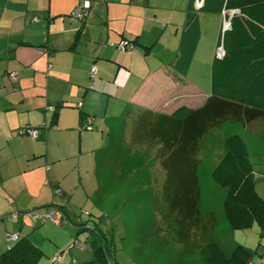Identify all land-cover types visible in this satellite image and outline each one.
Returning a JSON list of instances; mask_svg holds the SVG:
<instances>
[{
    "label": "crops",
    "instance_id": "1",
    "mask_svg": "<svg viewBox=\"0 0 264 264\" xmlns=\"http://www.w3.org/2000/svg\"><path fill=\"white\" fill-rule=\"evenodd\" d=\"M187 3L188 0H0V254L13 245L9 235H17V241L29 235L27 217L20 215L13 222L7 219L13 211L53 208L77 233L90 231L84 228L89 223L71 218L68 211L73 193L83 186L85 162L92 158L89 153L99 146L96 143L90 148L89 139H101L105 131L108 143L111 139L115 142L118 137L123 139L125 120L130 115L134 121L148 111L170 115L180 107L197 109L194 98L202 106L210 99L211 63L225 53L221 42L223 24L241 14L237 10L199 14L198 43L187 73L180 74L173 64L179 55ZM85 4L88 9L83 19L74 18L75 10ZM208 31L213 34L211 45L202 53ZM76 33L79 39L73 45ZM121 43L131 48L121 50ZM219 48L221 57H217ZM201 55L205 57L202 63L209 67L206 92L186 80ZM91 69L95 70L94 77ZM86 117L93 119L89 129L83 127ZM259 118L264 119V114ZM24 128L37 129L38 136L31 139L21 134ZM245 129L251 132V128ZM258 135L264 138V133ZM63 136L68 137L71 149L58 150ZM74 139L78 149L72 154ZM84 141L85 149L81 146ZM106 151L97 149L92 158L96 165L93 202L101 198L97 160H103ZM84 154L91 158L86 155L81 166ZM67 155V160L74 159V163L65 169ZM32 221L36 229L39 221ZM102 222L98 218L91 227L102 233ZM90 232L95 239L93 230ZM44 233L55 246L51 256H59L58 263L81 264L92 257L84 242L77 244L80 250L63 260L60 254L67 240H59L54 226L46 227ZM232 246L233 251L236 245Z\"/></svg>",
    "mask_w": 264,
    "mask_h": 264
},
{
    "label": "trees",
    "instance_id": "2",
    "mask_svg": "<svg viewBox=\"0 0 264 264\" xmlns=\"http://www.w3.org/2000/svg\"><path fill=\"white\" fill-rule=\"evenodd\" d=\"M195 1L188 0L179 55L173 64L180 74L187 73L198 43L199 14L237 10L241 17H232L230 29L221 34L225 53L211 63V97L203 106L195 110L180 107L170 115L148 111L134 122L132 137L156 143V156L165 174L162 205L157 210L161 224L171 223L165 225L166 231L161 224L155 226L152 237H157L158 245L175 239L183 247L203 246L204 264H249L252 254L246 248L236 245L226 257L216 242L206 239L215 232L217 219L213 212L203 214L197 207L196 153L210 127L229 120L240 122L242 116L248 122L264 114V0H203L199 9ZM78 39L76 33L73 45ZM223 149L211 177L226 191L223 207L229 227L248 228L256 220L264 227V202L254 190V171L243 140L231 135L223 141ZM92 229L96 238L87 245L92 259L81 264H111L104 234ZM41 257L40 249L23 239L0 254V264H37Z\"/></svg>",
    "mask_w": 264,
    "mask_h": 264
},
{
    "label": "rangeland",
    "instance_id": "3",
    "mask_svg": "<svg viewBox=\"0 0 264 264\" xmlns=\"http://www.w3.org/2000/svg\"><path fill=\"white\" fill-rule=\"evenodd\" d=\"M208 32L206 34L207 40L203 41L202 53L206 52V47L211 45L213 34L210 31ZM203 60H205V57L201 55L194 61L186 80L198 87L199 90L206 92L205 89L209 85V67L202 63ZM111 85V83H108V86ZM194 99L193 104L199 109L202 106L201 101ZM139 118L140 115L136 120ZM241 118L240 122L229 120L210 127L199 141L196 153V174L200 188V199L197 207L203 214L213 212L217 219L215 232L206 236V239L216 242L227 255L231 254L232 245H240L252 254L249 264H264V227L262 222L256 220L248 228L232 230L224 214L223 202L226 191L218 188L211 177L212 169L218 163L217 159L220 155L221 157L223 156V141L231 135L238 134L247 145L249 161L254 170V190L264 202V138L258 135L264 133V119L255 118L256 120L247 122L245 117L242 116ZM134 122L131 115L128 120H125L126 130L123 131V139L119 140L118 137L115 142H112L113 139H111L108 143V136L103 131L101 139L98 136L95 141L88 140L90 148L99 143V146L89 153L93 159L95 150L107 149L103 160H97L99 163H97L96 178L98 177L99 186L102 188V193L101 190L99 193L101 198L95 201L99 200L95 206L91 193L96 184L94 174L96 165L89 154L86 155L92 161L85 162L87 158H85L86 155L84 154L82 155L81 166L85 162L86 173L83 174L85 178L82 188H76L72 195L70 205H68L69 214L71 218L74 217L77 220L86 221V223H89L86 225L89 226L96 223L98 218L103 220L99 227L104 233L105 240H103L106 243L104 244L107 251L106 255L108 262L111 264H204L202 259L205 257V251L201 250L203 246L202 248L198 246L193 248L183 247L177 244L174 241L175 239L167 240L166 244L158 245L156 242L158 241L157 237H152L155 235L153 233L154 227H159L161 224L157 206L161 207L162 205L161 192L165 174L160 167L159 158L156 156L158 151L156 143L132 137ZM245 127L251 128V132L258 134L253 135L250 131L246 132L247 128L245 129ZM72 144V154H74L78 149L77 139H74ZM81 146L85 149L86 141L82 142ZM69 147L71 149V142H69L67 136L65 138L63 136L58 150H67ZM80 151L82 154V150ZM70 155L66 156V161L63 163L65 169L70 168L74 163L72 161L74 159L67 160ZM155 199L158 200L157 203ZM24 213L26 212L20 213V218L26 219L22 216ZM79 214L81 218L77 217ZM89 214L91 217L88 216ZM27 220L26 226L29 230V235H22L24 237L22 240L28 237L34 241V244H31L40 247L43 255L38 262L39 264H53L51 263L53 257L51 252L55 246L47 240L48 237L44 233L46 227L54 226L58 232L59 240L63 241V238L67 240V244L63 247L65 250L60 254L63 260L66 255L70 258L69 253L81 249L77 245L78 243L81 245H84V242L89 244L92 240L90 231L77 233L75 228L69 223L61 225V223L57 222L47 224L38 222L36 224L37 228L34 229L35 221H32L34 219L27 218ZM169 223L167 221L164 224L162 223V230L166 231V226ZM112 231L113 234L110 235ZM107 237L109 238L107 239ZM41 238L46 240L41 242Z\"/></svg>",
    "mask_w": 264,
    "mask_h": 264
},
{
    "label": "built area",
    "instance_id": "4",
    "mask_svg": "<svg viewBox=\"0 0 264 264\" xmlns=\"http://www.w3.org/2000/svg\"><path fill=\"white\" fill-rule=\"evenodd\" d=\"M195 7L196 8L200 7V2H196ZM87 9H88V4H85L81 8H77L74 12V15H73L74 18H76L78 20L83 19V17L87 13ZM227 29H229V24H228V22L225 21L223 24V31H225ZM118 48L121 50H125V49H130L131 46L127 45L126 43H121L118 45ZM221 56H222V50L220 48V49H218L217 57H221ZM90 75L92 77H94V75H95L94 69L90 70ZM10 77L15 78L16 76L14 74H10ZM92 123H93V119L86 117L85 120L83 121V127H85L86 129H89L91 127ZM20 133L27 135L31 139H35L38 136V130L32 129V128L21 129ZM55 193L59 194V191L56 190ZM58 213H60V212H58V210L56 211V209L46 208V209L33 210L30 212H26V213L22 214V216L27 217L29 219H34L36 221H39L41 224L47 223V222H54V223L57 222V223H61V225L65 224L66 222H65L64 217L62 215H58ZM20 215L21 214L19 212L13 211L11 214H9L7 216V219L10 222H13V221L17 220ZM84 227L86 229H90V227L87 225ZM8 240L15 242L18 240V236L17 235H9ZM60 260H61L60 257L56 256L52 259V263H58V262H60Z\"/></svg>",
    "mask_w": 264,
    "mask_h": 264
},
{
    "label": "clouds",
    "instance_id": "5",
    "mask_svg": "<svg viewBox=\"0 0 264 264\" xmlns=\"http://www.w3.org/2000/svg\"><path fill=\"white\" fill-rule=\"evenodd\" d=\"M198 2H200V6H201V4H202L201 1H198ZM198 8H199V7H198ZM226 22H228V21H226ZM228 24H229V27H230V23H229V22H228ZM227 30H228V29H227ZM227 30H225V31H227ZM225 31H223V28H222V33L225 32ZM219 49H220V48H219ZM84 226H86V224H85ZM87 226H89V225H87ZM89 227H90V229H86L85 227H84V228H85L86 230H90V231L93 230L91 226H89Z\"/></svg>",
    "mask_w": 264,
    "mask_h": 264
},
{
    "label": "water",
    "instance_id": "6",
    "mask_svg": "<svg viewBox=\"0 0 264 264\" xmlns=\"http://www.w3.org/2000/svg\"><path fill=\"white\" fill-rule=\"evenodd\" d=\"M202 3V2H201Z\"/></svg>",
    "mask_w": 264,
    "mask_h": 264
}]
</instances>
